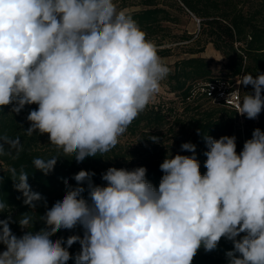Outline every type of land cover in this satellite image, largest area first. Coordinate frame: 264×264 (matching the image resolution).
<instances>
[{"label": "clouds", "instance_id": "1", "mask_svg": "<svg viewBox=\"0 0 264 264\" xmlns=\"http://www.w3.org/2000/svg\"><path fill=\"white\" fill-rule=\"evenodd\" d=\"M169 73L157 45L115 0H0V107L19 113L38 105L27 115L26 133L47 134L58 152L33 159L45 175L61 156L82 162L111 151ZM237 85L252 88L237 113L256 119L264 109V73L244 74ZM203 138V174L196 145L185 142L181 150L192 155L166 156L158 188L143 166L108 168L105 186L80 170L74 179L88 183L89 198L84 187H69L40 217L44 228L34 232L33 217L23 213L18 237L11 216L0 219V264H67L77 242L75 264H192L201 247L211 252L222 238L233 243L228 264H264V131L256 128L239 153L235 136ZM10 178L34 210L42 196L28 173L12 169ZM8 207L0 200V213ZM77 225L83 237H68L67 246L52 239Z\"/></svg>", "mask_w": 264, "mask_h": 264}, {"label": "trees", "instance_id": "2", "mask_svg": "<svg viewBox=\"0 0 264 264\" xmlns=\"http://www.w3.org/2000/svg\"><path fill=\"white\" fill-rule=\"evenodd\" d=\"M118 8L131 16L147 38L158 47L160 57L170 56L174 50L186 53L166 64L170 73L164 80L170 92L179 97L182 111L177 112L164 104H149L144 112L128 127L130 136H137L145 142L146 154L138 160L128 161L123 155L121 142L104 155L87 157L77 162L74 157L61 158L52 172L45 175L36 170L32 164L35 158L48 159L58 155L56 148L49 143L47 134L34 133L29 136L26 129L30 127L27 115L38 107L36 104L26 105L19 113L12 111L13 105L0 107V200L9 204L0 219L11 216L10 228L16 236H22L18 224L21 214L28 212L33 217V231L45 227L40 217L44 216L55 202L63 199L69 187H84L82 193L89 198L88 183L78 185L74 179L80 170L94 172L92 183L105 186L102 174L110 167L132 170L146 167V179L158 188L163 172L160 164L166 156L158 147L165 140L175 141V154L192 155L181 150V144L191 142L196 145V157L200 162L201 173L206 172L204 162L208 150L203 136L219 139L221 136H235L237 152L243 150L246 140L252 138L256 128L264 131V109L256 119H248L237 113V109L220 102L207 109H201L196 102L197 96L203 95L211 99L219 86L228 89H239V100L251 92V86L237 85L244 74L256 75L264 73V0H115ZM195 16L199 19L196 36L183 28L176 31L182 17ZM223 54L224 62L217 75L210 59L202 56L206 43ZM212 86V88L210 87ZM242 120V121H241ZM166 131H163V128ZM198 130L201 134H198ZM169 131V133L167 132ZM168 133V137H167ZM151 136L160 138V143L151 140ZM19 174L23 169L28 173V183L34 192L41 194L42 199L36 202L35 209L23 203L22 193L15 190L10 178L11 170ZM67 181V185L65 184ZM82 226L74 229H61L52 239L65 241L72 235L83 237ZM0 249H4L0 245ZM233 249V243L222 238L217 249L206 252L201 247L192 264H228L225 253ZM72 256L67 264H75V256L80 252L79 242L69 249Z\"/></svg>", "mask_w": 264, "mask_h": 264}, {"label": "rangeland", "instance_id": "3", "mask_svg": "<svg viewBox=\"0 0 264 264\" xmlns=\"http://www.w3.org/2000/svg\"><path fill=\"white\" fill-rule=\"evenodd\" d=\"M183 28L187 29L190 33L196 36L199 29L197 18L192 15L190 18L182 17V22L176 27V31H181ZM200 54L210 59V63L214 68L215 73L219 75L221 65L225 61L223 54L216 50L210 42L205 44L204 51ZM183 55H186V53H180V50L176 49L170 56L161 57V60L164 64H172L175 59ZM197 98L198 99L196 102L200 104L201 109H207L218 104V98L215 97L207 99L203 95H199ZM150 104H164L165 107L168 106L171 109H175L177 112L182 111L183 105L179 97L168 90L164 80L161 82L160 92L154 97ZM162 130L166 131V128L164 127ZM167 132L169 133V131ZM169 138L171 139L167 138L165 143L158 147V149H162L160 150V153H164V155H172L176 147L175 141L173 140L172 136H170V134ZM119 142H121L123 145V155L128 161L136 159L138 160L142 155L146 154V149H148V147L146 148L145 142L142 139H138L137 136H130L127 133H124L119 138ZM3 250L4 249H0V251Z\"/></svg>", "mask_w": 264, "mask_h": 264}, {"label": "built area", "instance_id": "4", "mask_svg": "<svg viewBox=\"0 0 264 264\" xmlns=\"http://www.w3.org/2000/svg\"><path fill=\"white\" fill-rule=\"evenodd\" d=\"M212 88V86H210ZM237 88L228 89L226 86H219L217 92L213 97L218 98L217 103L224 102L228 106L236 109V104L239 101V91Z\"/></svg>", "mask_w": 264, "mask_h": 264}, {"label": "water", "instance_id": "5", "mask_svg": "<svg viewBox=\"0 0 264 264\" xmlns=\"http://www.w3.org/2000/svg\"><path fill=\"white\" fill-rule=\"evenodd\" d=\"M197 22H199V19H197Z\"/></svg>", "mask_w": 264, "mask_h": 264}]
</instances>
